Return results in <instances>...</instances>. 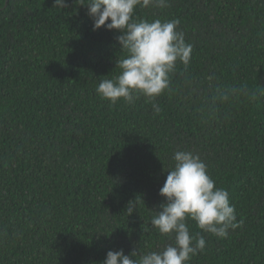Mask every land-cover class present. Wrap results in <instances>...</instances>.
Returning a JSON list of instances; mask_svg holds the SVG:
<instances>
[{
	"label": "trees",
	"instance_id": "obj_1",
	"mask_svg": "<svg viewBox=\"0 0 264 264\" xmlns=\"http://www.w3.org/2000/svg\"><path fill=\"white\" fill-rule=\"evenodd\" d=\"M53 2L0 0V264H102L173 243L150 220L176 151L199 155L240 223L218 238L187 220L206 241L187 264H264V0L137 6L136 19L179 20L192 53L161 95L131 104L96 92L120 72L121 33L93 31L79 0Z\"/></svg>",
	"mask_w": 264,
	"mask_h": 264
},
{
	"label": "clouds",
	"instance_id": "obj_2",
	"mask_svg": "<svg viewBox=\"0 0 264 264\" xmlns=\"http://www.w3.org/2000/svg\"><path fill=\"white\" fill-rule=\"evenodd\" d=\"M79 6L87 8L93 20V31L104 27L121 33L117 41L125 55L116 61L120 72L112 79H103L96 88L101 98L112 104L121 98L131 104L138 95L154 100L169 87V74L176 62L185 67L189 64L192 45L186 43L183 32L177 30L179 20L150 22L134 18L137 6L165 7L166 0H79ZM53 7L63 9L67 5L65 0H54ZM233 94L248 95L246 86L233 90ZM252 98H255L254 93ZM153 110L160 111L155 103ZM173 160L174 167L168 171L159 190L165 202L150 220L151 226L161 235L171 237L173 243L159 251H133L134 259L122 249L109 250L102 264H187L206 247L202 235L190 234L187 220L195 221L198 228L218 238H226L229 229L240 226L228 192L215 186L199 155L176 151ZM135 201H129L126 207L128 216L137 211Z\"/></svg>",
	"mask_w": 264,
	"mask_h": 264
}]
</instances>
